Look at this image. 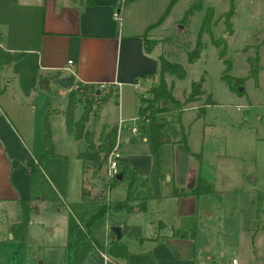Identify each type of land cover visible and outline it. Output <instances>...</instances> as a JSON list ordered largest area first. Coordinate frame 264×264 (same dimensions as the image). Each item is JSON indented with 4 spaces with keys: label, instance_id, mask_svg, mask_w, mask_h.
I'll return each mask as SVG.
<instances>
[{
    "label": "rangeland",
    "instance_id": "374dc122",
    "mask_svg": "<svg viewBox=\"0 0 264 264\" xmlns=\"http://www.w3.org/2000/svg\"><path fill=\"white\" fill-rule=\"evenodd\" d=\"M168 1L131 0L119 4L126 8L121 22L142 20L149 24L143 40L146 46L154 48L156 55L168 52L169 57L174 58L177 51L167 48L163 37L182 32L189 39V48L202 21L206 26L198 36L197 58L188 62L184 52L179 53L177 62L184 75L182 78L165 76V82L179 99L187 93L189 84L195 82L201 90L199 101L209 98L213 103L203 105L200 111L195 107L184 110L178 121L175 113L164 116L162 129L172 143L159 146L158 160L160 167L168 169L172 161L176 167L186 163L199 177L211 183L212 192L198 194L192 211H176L173 219L181 230L193 231L188 236L194 243V264H226L231 256L236 257L237 264H264V0H174L167 6ZM196 3L198 5L185 12ZM254 51L257 68L250 72L246 56L251 57ZM156 71L155 81L148 86L156 83ZM236 77L239 78L235 86L240 87L238 91L228 87ZM75 86L76 83H72V89ZM145 89L134 93L131 88L122 90L126 103L123 110L131 115L136 113L138 97L148 95ZM78 90L76 97L80 99L88 93L87 89ZM114 97L113 89L106 88L91 103L86 127L92 130L94 141L100 123L97 118L100 103L107 99L113 102ZM132 97L136 101L134 107ZM63 100L60 94H53L49 102ZM80 108L81 101L76 103L74 118ZM115 113L116 109L110 106L106 119L115 120ZM196 114L197 119H192ZM55 119L57 126L54 120L50 123L54 138L52 152L65 155L46 157L39 169L32 172L29 187L38 212L31 213L27 219L23 244L12 239L7 247L13 252L15 264H99L100 258L88 244L84 231L91 225L98 240H102L104 217L88 221V213V218L82 219L87 210L92 212L94 207L76 201L79 163L70 155L82 150L84 142L65 137L60 118ZM182 136H185L186 149L180 142ZM117 137L122 142L132 136L128 127L121 126ZM135 138L138 144L134 147L121 143L124 155H140L136 158L139 162L146 161V157L151 161L146 142H140L138 136ZM38 144L37 152L41 150L39 140ZM117 148L119 151V145ZM121 163L119 159L117 170ZM102 170L103 167L99 177ZM104 182L103 178L84 173V186L92 194L107 189ZM120 189L117 185L110 196H117ZM64 205L73 212L76 221ZM156 206L146 203L145 211L162 208L164 217L170 220L173 214L170 200ZM98 247L102 250L101 245Z\"/></svg>",
    "mask_w": 264,
    "mask_h": 264
},
{
    "label": "crops",
    "instance_id": "0c3cea01",
    "mask_svg": "<svg viewBox=\"0 0 264 264\" xmlns=\"http://www.w3.org/2000/svg\"><path fill=\"white\" fill-rule=\"evenodd\" d=\"M89 1L87 3L85 0H0V48L3 51L0 64V264H15L12 260L13 252H10L7 244L12 240L9 226L19 219L18 201H27L28 220L31 213L38 212L29 180L32 172L36 168L39 169L41 164H35L31 169L29 165L32 157L43 148L41 131L43 112L47 110L51 147L54 138L50 123L54 120L57 126L58 122L55 119L57 117L60 118L61 132L65 137L70 140H81L72 139L64 131L59 111L64 107L69 86L67 84L66 87H61L53 78L65 75L71 79V83L77 82L96 88L97 83L103 82L107 84L106 88L115 89L113 102L107 99L100 103L97 118L100 120L99 125L116 124L120 118L123 120L124 128L128 127L126 119L136 113L131 115L129 111L123 110L126 103L122 90L131 88L133 93L135 90L140 92L155 81L156 53L154 48L145 51L142 43L149 24L142 20L121 22V16L126 13V8L120 6L117 0ZM113 9L118 10L119 22L111 18L110 13ZM13 53L19 55L13 58ZM65 67L69 68L70 73ZM51 74L53 76L47 80L45 90L34 83L31 85L38 75ZM136 81L138 85L135 86L133 84ZM53 94H60L63 102L50 103L49 99ZM131 105L136 106L134 97ZM110 106L116 109L115 120L106 119V111ZM191 108L193 107L184 108L180 114ZM192 119H197V116ZM129 134L132 137H126L122 142L117 137L121 153L120 162L126 163L140 173H146L150 167V159L146 157V161L144 159L143 162H139L136 158L140 155L125 156L121 146L124 142L129 147L136 146L138 141L135 136L145 144L143 130L140 125H136V132ZM38 140L41 147L39 152L36 150L39 147ZM189 153L191 154V151ZM64 155L56 152L52 156ZM70 155L75 157L73 152ZM160 170L163 174L160 198L146 199L142 210L102 213L99 216L104 217L102 240H98L91 225L84 231L88 244L100 258L99 264H194L192 237L188 236V230H181L173 217L176 211H192L196 197L188 195L172 197L166 196V192L169 177L172 185L187 189L190 181L199 175L194 168L187 167L186 163L176 167L173 161L169 164V169L161 166ZM164 174L168 175L167 180L164 179ZM119 179L116 184L100 192L97 198L94 196L96 193L92 194L86 188L89 190L88 199L81 200L78 166L76 201L78 204L94 207V211L87 210L82 219H85L88 213L91 216L99 209V201L122 198L124 183ZM117 185H120L121 189L117 196L111 197L110 192ZM168 200L173 204L170 220L164 217L162 208L159 210L155 208L156 204ZM62 203L65 204L63 201ZM146 203L154 204L153 211H145ZM65 208L76 221L73 212L67 206ZM99 217L93 221L99 220ZM111 225L119 226L118 238H115ZM133 227L137 229L136 235ZM112 238L124 245L126 249L124 256H111L105 253ZM98 245H101L103 252ZM232 257L236 259L235 256L230 258Z\"/></svg>",
    "mask_w": 264,
    "mask_h": 264
},
{
    "label": "trees",
    "instance_id": "16d2710c",
    "mask_svg": "<svg viewBox=\"0 0 264 264\" xmlns=\"http://www.w3.org/2000/svg\"><path fill=\"white\" fill-rule=\"evenodd\" d=\"M128 1L131 0H120L119 3ZM173 1L174 0H169L167 6ZM85 2L89 3L90 1L85 0ZM196 5L198 4L196 3L195 5H190L185 10V12H189L190 7L194 8ZM204 24L205 23L202 21V24L200 25L198 32L195 38L192 40V44L189 48V39L186 35L182 34V32L163 37L162 41L165 46L169 49L172 47L175 48L177 50V54H173L174 58H170V54L168 52H164L163 54L158 53L156 55V83L154 85L148 86L145 89V91L148 93L147 96L138 97V105L136 110V114L141 117L139 125L143 130L147 149L151 157L149 170L146 173H140L125 163L119 164V180L124 181V194L122 198L108 200L106 203L99 201V209L90 216L88 221L99 217L104 212L107 213L116 210L130 212L132 210H142L144 207V201L146 199H158L161 197L160 184L163 181V174L159 166L158 148L164 143H172V141L169 140L167 134L162 129L164 116L168 113H175L176 120L178 121V116L184 108L195 107L198 111H200L203 105L213 103L209 98L199 101L201 90L199 88V84L195 82H191L189 84L187 93H185L180 99L173 96L170 91V85H166L165 82V76L182 78L184 75L182 66L177 62V55L179 53L184 52L186 61L188 62H191L197 58L200 47L198 36L200 32L205 29H203V27H206ZM142 43L144 50L147 51L149 49L148 45L146 46L144 40ZM2 55L3 51L0 48V64ZM18 55L19 53H13L12 57L16 58ZM246 60L248 61L250 72L255 71L257 68V56L255 51L251 57L246 56ZM249 62L252 63L250 64ZM52 76V74L46 76L38 75L31 85L34 83L38 87L45 90L46 82ZM67 78L69 90L65 96L64 107L59 111V113L62 116L63 128L66 134H68L72 139H81L84 142L83 149L76 152L75 157L79 160L80 169L79 198L81 200H87L89 190L84 186V173L89 172L91 177L102 179L101 175L99 177V172L104 165L106 154L114 142L116 126L115 124L107 125L105 123H101L96 134V140L94 141L92 138V130L86 127V121L87 114L91 109V103L92 101H95V98L99 95L100 91L98 90V93L95 94V88H93L91 85H85L77 82L75 86L76 88L72 89L71 79L69 77ZM234 81L235 82L228 85L231 90H237L235 86L239 84V78L236 77ZM79 88L88 90V93L84 94L82 99L76 97V94L79 92ZM113 91L115 94V89ZM105 96L103 97L105 98ZM79 101H81V108L77 117L74 118L73 111L76 103ZM46 115L47 110L43 112L41 118L43 148L40 153L32 157L33 159L29 165L30 169L33 168L35 164L40 165L43 159L46 157L53 155ZM180 142L185 147L184 136H182ZM170 179L171 177H169V185L166 196L179 197L188 195L191 197H196L198 194L209 193L212 191L211 183L201 179L197 175L187 189L175 187L170 183ZM116 182L117 180L115 177H113L110 181H105L103 186L110 188ZM94 196L97 198L99 193H96ZM92 198L93 197H91V199ZM18 207L19 219L16 222L10 224L9 232L11 238L16 240L19 245H22L25 237L29 206L27 205L26 200H19ZM133 228L135 229L134 235H136L137 229L136 227ZM192 233L193 231L190 229L189 234L192 235ZM105 253L111 256H124L126 254V249L124 245L121 244L117 239L112 238L108 247L105 249Z\"/></svg>",
    "mask_w": 264,
    "mask_h": 264
},
{
    "label": "built area",
    "instance_id": "2783aa9c",
    "mask_svg": "<svg viewBox=\"0 0 264 264\" xmlns=\"http://www.w3.org/2000/svg\"><path fill=\"white\" fill-rule=\"evenodd\" d=\"M111 18L117 22H119V15H118V10L113 9L110 13ZM67 63H69V60L66 61ZM65 70H67V72L70 73V70L68 67H65ZM133 85H138V81H136ZM107 84L103 83V82H99L96 84V88L99 91H103L106 89ZM140 119L141 117L138 116L137 114L129 117L126 119L127 124H128V130L131 134L136 132V125L140 124ZM122 122L123 120L118 118L116 121V132H115V139L114 142L110 148V150L108 151V153L106 154L105 157V162L103 165V170L101 172V176L104 179V181H110L114 176L115 173L118 172L117 170V162L120 159V153L118 151V142H117V135H118V130L119 128L122 126ZM227 264H237L236 259L235 258H230L227 261Z\"/></svg>",
    "mask_w": 264,
    "mask_h": 264
},
{
    "label": "water",
    "instance_id": "95a60500",
    "mask_svg": "<svg viewBox=\"0 0 264 264\" xmlns=\"http://www.w3.org/2000/svg\"><path fill=\"white\" fill-rule=\"evenodd\" d=\"M53 80H54L59 86H61V87H66V85H67V81H68V78H67V76H65V75H58V76H55V77L53 78ZM144 82H145V81H143V83H142L143 86H144ZM239 89H240V87L237 88V90H239ZM94 93H95V94L98 93V89H97V88L94 89ZM114 177H115L116 180H118L119 177H120V173H119V172H116ZM164 179H165V180L168 179V175H167V174H164ZM110 228H111V230L114 232V236H115V238H118L119 235H120L119 226H118V225H111Z\"/></svg>",
    "mask_w": 264,
    "mask_h": 264
}]
</instances>
